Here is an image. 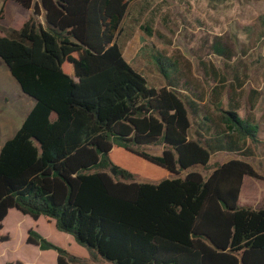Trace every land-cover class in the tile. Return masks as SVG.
Wrapping results in <instances>:
<instances>
[{"label":"trees","instance_id":"16d2710c","mask_svg":"<svg viewBox=\"0 0 264 264\" xmlns=\"http://www.w3.org/2000/svg\"><path fill=\"white\" fill-rule=\"evenodd\" d=\"M13 1L33 15L16 38L0 33V59L36 103L0 149V232L11 210L54 220L89 255L29 230L26 244L56 251V264H264V207L240 206L245 177L264 175L246 159H229L207 176L191 170L219 153L257 157L259 91L250 90L248 114H240L249 74L226 67L233 80L225 75L206 102L175 61L143 46L139 53L151 55L166 82L157 89L117 42L136 0ZM207 1L216 9L229 0ZM39 7L48 29L36 19ZM215 49L230 57L220 42ZM115 146L176 177L138 182L112 160Z\"/></svg>","mask_w":264,"mask_h":264},{"label":"rangeland","instance_id":"374dc122","mask_svg":"<svg viewBox=\"0 0 264 264\" xmlns=\"http://www.w3.org/2000/svg\"><path fill=\"white\" fill-rule=\"evenodd\" d=\"M0 7L2 8L1 5ZM262 17L264 1L229 0L214 9L207 0H136L129 5L117 42L125 59L147 77L151 86L160 89L166 86V82L151 55L139 53L143 46L146 50L156 48L175 61L182 81L205 95L206 102H210L213 88L220 85L225 75L229 82L233 80L230 69L226 67L238 66L241 71L249 74L245 85L244 107L240 114L244 118L248 114L249 108L245 104L250 90L259 91L260 98L257 100L254 116L261 120L264 142V83L260 65L264 61ZM145 27L153 31L152 35L143 30ZM216 42H220L228 50L230 57H223L216 52ZM226 99L225 92L224 107ZM35 103V99L22 92L8 67L0 59V149L21 128ZM145 150L155 155L162 153L161 147L150 146ZM111 158L118 166L133 172L138 182L155 184L162 179L176 177L117 146L111 153ZM229 159L249 160L264 175V144L258 147L257 157L254 159L219 153L211 157L207 167L197 166L191 170L207 176ZM240 206L264 207V180L245 178ZM31 229L77 257L88 255V251L78 245L70 234L58 231L54 220L41 217L35 222L17 210H11L0 232V236H9V241H0V264H56V251H41L38 247L26 244L27 234ZM88 264L114 262L101 258L96 262L89 260Z\"/></svg>","mask_w":264,"mask_h":264},{"label":"crops","instance_id":"0c3cea01","mask_svg":"<svg viewBox=\"0 0 264 264\" xmlns=\"http://www.w3.org/2000/svg\"><path fill=\"white\" fill-rule=\"evenodd\" d=\"M36 1L39 2V0ZM0 2V5L3 8V17L0 19V33L9 38H16L18 30H20L23 25L32 17L34 9H25L13 0H0ZM39 9L40 15L36 19L44 29H48L49 25L45 19V13L42 8L39 7ZM242 195L243 188L242 194L240 195V200ZM85 257H89V255ZM54 259L56 261V255L54 256Z\"/></svg>","mask_w":264,"mask_h":264},{"label":"water","instance_id":"95a60500","mask_svg":"<svg viewBox=\"0 0 264 264\" xmlns=\"http://www.w3.org/2000/svg\"><path fill=\"white\" fill-rule=\"evenodd\" d=\"M116 173H117V172H116V170H113V173H112V175H113V176H115V175H116Z\"/></svg>","mask_w":264,"mask_h":264}]
</instances>
